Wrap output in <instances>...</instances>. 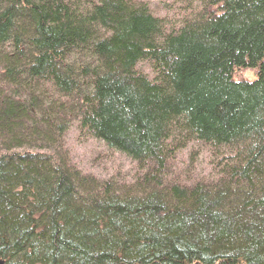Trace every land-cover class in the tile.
I'll list each match as a JSON object with an SVG mask.
<instances>
[{
  "label": "trees",
  "instance_id": "1",
  "mask_svg": "<svg viewBox=\"0 0 264 264\" xmlns=\"http://www.w3.org/2000/svg\"><path fill=\"white\" fill-rule=\"evenodd\" d=\"M0 261L264 264V0H0Z\"/></svg>",
  "mask_w": 264,
  "mask_h": 264
},
{
  "label": "rangeland",
  "instance_id": "2",
  "mask_svg": "<svg viewBox=\"0 0 264 264\" xmlns=\"http://www.w3.org/2000/svg\"><path fill=\"white\" fill-rule=\"evenodd\" d=\"M147 1H154L155 3L158 2V1H162V0H147ZM166 1V0H165ZM168 1V0H167ZM255 78V73L253 72V70H240L238 71L236 74H235V79H247V80H250V79H254ZM101 148H103L100 144ZM86 167H84L85 169Z\"/></svg>",
  "mask_w": 264,
  "mask_h": 264
},
{
  "label": "water",
  "instance_id": "3",
  "mask_svg": "<svg viewBox=\"0 0 264 264\" xmlns=\"http://www.w3.org/2000/svg\"><path fill=\"white\" fill-rule=\"evenodd\" d=\"M0 264H3V262L0 261Z\"/></svg>",
  "mask_w": 264,
  "mask_h": 264
}]
</instances>
